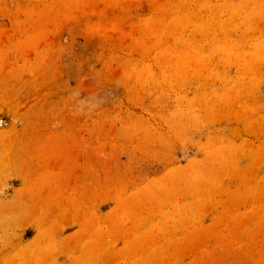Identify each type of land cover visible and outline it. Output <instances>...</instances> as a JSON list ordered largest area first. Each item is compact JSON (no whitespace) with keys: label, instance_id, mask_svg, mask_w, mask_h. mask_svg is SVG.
Instances as JSON below:
<instances>
[{"label":"rangeland","instance_id":"rangeland-1","mask_svg":"<svg viewBox=\"0 0 264 264\" xmlns=\"http://www.w3.org/2000/svg\"><path fill=\"white\" fill-rule=\"evenodd\" d=\"M0 264H264V0H0Z\"/></svg>","mask_w":264,"mask_h":264}]
</instances>
